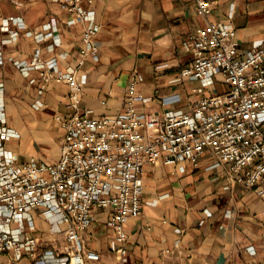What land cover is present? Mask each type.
I'll use <instances>...</instances> for the list:
<instances>
[{
	"label": "crops",
	"instance_id": "obj_1",
	"mask_svg": "<svg viewBox=\"0 0 264 264\" xmlns=\"http://www.w3.org/2000/svg\"><path fill=\"white\" fill-rule=\"evenodd\" d=\"M18 1L21 7L0 0V17L19 15L28 29L39 30L54 19L61 43L49 51L51 40L35 43L26 30H19L14 43L2 44L4 59L30 61L38 47L41 59L56 58L60 70L74 67L81 84L79 106L91 117L121 113L126 87L136 74V92L150 99L137 102V107L188 110L208 92L179 74L191 59L183 41L206 21L234 27L241 51L264 48V0H212L206 18L196 14L194 0H92L81 6L93 10L100 25L93 39L98 60L86 58L79 65L83 23L70 22L69 13L49 0ZM3 38L6 34L0 31V41ZM39 72L24 74L7 61L0 66L8 123L20 134L5 146L17 163L55 162L62 137L56 116L70 114L66 85L46 83ZM216 84L217 92L224 90ZM214 162L204 154L195 163H183L182 170L160 160L144 166L141 211L125 224L128 252L123 264H264V199L228 180L223 166L211 167ZM107 216L95 211L82 233L84 244L99 254L96 264H119ZM35 225L33 235L48 230L36 216ZM0 264H9L8 253L2 254ZM16 264L33 260L23 258Z\"/></svg>",
	"mask_w": 264,
	"mask_h": 264
},
{
	"label": "built area",
	"instance_id": "obj_2",
	"mask_svg": "<svg viewBox=\"0 0 264 264\" xmlns=\"http://www.w3.org/2000/svg\"><path fill=\"white\" fill-rule=\"evenodd\" d=\"M49 1L69 13L70 22L84 25L78 64L86 58L97 61L93 39L100 25L95 12L81 6L92 0ZM194 2L198 16L210 15L212 0ZM231 17L229 11L227 18ZM19 30H26L35 43L51 40L47 50L52 51L61 43L56 21L51 19L39 30L28 29L19 15L0 17V31L6 34L0 41V66L7 61L24 74L39 70L46 83H64L70 114L56 116L62 137L55 162L17 163L5 145L20 134L8 123L0 80V257L8 253L9 264L23 258L33 264H96L100 256L85 246L82 235L96 210L108 214L111 249L123 264L128 252L125 224L141 211L144 166L158 160L182 170L183 163L209 155L215 160L211 167L223 166L228 180L264 199V48L239 50L237 31L230 24L206 21L183 41L191 59L179 74L208 92L188 110L137 107V102L150 99L136 92V74L126 87L123 111L97 117L79 106L81 84L74 67L60 70L56 58L41 59L38 47L30 61L4 59L2 44L14 43ZM216 83L224 90L217 92ZM35 216L48 225L40 235L32 234L37 229Z\"/></svg>",
	"mask_w": 264,
	"mask_h": 264
},
{
	"label": "rangeland",
	"instance_id": "obj_3",
	"mask_svg": "<svg viewBox=\"0 0 264 264\" xmlns=\"http://www.w3.org/2000/svg\"><path fill=\"white\" fill-rule=\"evenodd\" d=\"M215 86L219 88L220 85L216 84ZM214 88H215V87H214Z\"/></svg>",
	"mask_w": 264,
	"mask_h": 264
}]
</instances>
